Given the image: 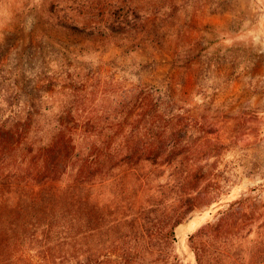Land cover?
Instances as JSON below:
<instances>
[{"label": "rangeland", "instance_id": "obj_1", "mask_svg": "<svg viewBox=\"0 0 264 264\" xmlns=\"http://www.w3.org/2000/svg\"><path fill=\"white\" fill-rule=\"evenodd\" d=\"M130 6L151 16L143 27L93 30ZM0 80L1 114L48 118L60 116L77 89L88 103L119 99L116 83L162 89L194 128L177 170L136 172L152 171L155 187L177 181L185 195L192 187L204 200L170 245L149 243L136 220L151 193L117 170L114 183L83 206L96 231L67 246L53 235L48 257L36 241L0 225V264H199L189 241L196 234L198 242L227 243L226 257L206 263L264 264V0H1Z\"/></svg>", "mask_w": 264, "mask_h": 264}, {"label": "trees", "instance_id": "obj_2", "mask_svg": "<svg viewBox=\"0 0 264 264\" xmlns=\"http://www.w3.org/2000/svg\"><path fill=\"white\" fill-rule=\"evenodd\" d=\"M113 15L116 21L96 23L93 30L126 34L151 18L139 6L119 7ZM59 26L80 30L65 23ZM4 83L0 80V92ZM108 84L103 95L109 92ZM115 85L122 95L110 103L105 98L88 103L83 88L77 89L76 98L53 118L21 116L9 111L11 104L6 109L9 114L0 113V225L21 231L20 240L36 241L48 257L55 254L50 247L53 235L67 246L82 239L87 230L96 231L94 219L84 221L83 206L102 187L114 183L117 170L136 176L143 193H151L148 199L142 196L136 220L140 238L149 243L170 245L177 229L204 201L194 197L192 187L186 195L177 181L171 187L161 183L155 187L152 171L143 176L136 172L148 165L157 172L166 164L177 170L176 160L182 141L194 128L193 118L183 116L176 99L158 87ZM95 88L100 93L101 85ZM199 238L196 234L189 240L199 264L228 255L227 243L217 247L215 239L204 243Z\"/></svg>", "mask_w": 264, "mask_h": 264}]
</instances>
